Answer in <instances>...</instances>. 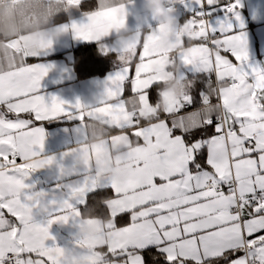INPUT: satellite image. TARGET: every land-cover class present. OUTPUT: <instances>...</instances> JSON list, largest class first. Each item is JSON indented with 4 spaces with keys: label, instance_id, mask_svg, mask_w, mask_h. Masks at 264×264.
<instances>
[{
    "label": "snow or ice",
    "instance_id": "1",
    "mask_svg": "<svg viewBox=\"0 0 264 264\" xmlns=\"http://www.w3.org/2000/svg\"><path fill=\"white\" fill-rule=\"evenodd\" d=\"M68 3L79 6L81 0ZM172 3L188 9L183 29L195 33L182 31L175 59L207 76L195 99V81L181 73L183 96L153 114L165 73L151 65L164 63L162 54L149 52L147 41L138 43L130 57L124 55L127 50L102 43L113 29L112 17L128 15L123 0H97L86 22L62 28H70L77 39L97 42L102 54L119 55L120 69L87 110L79 99L69 104L40 94L52 66L28 60H39L51 41L6 75L0 70V264H68L69 248L56 245L49 229L70 221L78 226L90 194L97 215L107 217L106 232L97 239L107 238L108 264H161V257L165 264H264V70L246 63L240 0ZM216 8L224 17L213 21ZM97 113L113 122L120 138L134 140L141 153L127 183L100 180L91 165L79 162V154L87 151L83 122ZM54 118L80 122L79 147L59 161L42 155L46 133L37 126ZM68 155L73 160L65 166ZM53 164L60 177L76 179L57 184L60 196L49 198L25 180ZM105 189L111 195L97 200ZM75 245L72 249L97 246L77 234Z\"/></svg>",
    "mask_w": 264,
    "mask_h": 264
},
{
    "label": "crops",
    "instance_id": "2",
    "mask_svg": "<svg viewBox=\"0 0 264 264\" xmlns=\"http://www.w3.org/2000/svg\"><path fill=\"white\" fill-rule=\"evenodd\" d=\"M172 0H163L165 2ZM8 2L15 6L21 0H0V4ZM126 4L128 15L125 17L117 13L112 17L113 29L108 37L104 38L102 43L116 50H127L125 56L130 57L138 43L148 42V50L151 53L162 54L164 63L154 62L151 65L153 71L165 73L160 77L159 84H165L160 91L155 111L165 110L169 104L179 97H182L186 85L181 79L180 74L184 73L188 79L195 82L199 77H207L206 74L196 73L187 67H181L175 56L182 50V31L192 34L191 30L183 29V23L187 20L190 12L188 9L178 3L175 8L167 9L162 7L159 12H153L150 9L151 0H123ZM230 3V0H221V4ZM97 7V0H81L79 6H73L67 10L65 17L58 22H53L56 27L63 28L70 26L73 22H86V13ZM60 11V12H62ZM239 15L244 21V29L247 39L248 60L247 65L259 67L264 70V0H240V7L237 9ZM166 16L174 18L178 24L174 28L171 22L164 23ZM224 12L220 8L213 11L211 19L213 21L222 19ZM236 23V31H241ZM126 25V30H125ZM159 26V27H158ZM14 27V25H13ZM64 35L58 40H50L35 34L20 36L21 46L15 48L11 43L7 45L8 52L0 54V70L6 75L16 65L20 64L26 56L38 53L42 45L48 41L52 42L50 49H47L40 56L39 60L29 58V63H42L45 66L51 65L47 75L42 79L40 94L46 99L52 96L59 97L61 100L74 104L79 99L85 109L96 104L103 96L105 82L108 77L113 75L121 67L118 52L112 51V57L116 61L115 67L103 75H96L80 79L73 68V50L83 44H95L97 42H88L75 38L70 30L63 31ZM151 37L150 39H148ZM98 44V43H97ZM193 98L197 95L193 88ZM128 92L126 90L125 95ZM162 110V111H163ZM145 118H148L147 114ZM80 122L65 118H54L45 120L42 123L37 122V126L44 129L46 138L42 155L55 156L59 161L64 153H70L72 149L79 147L77 145L78 135L76 129ZM84 140L83 145L87 151L83 152L84 162L82 166L91 165L94 174L100 179H114L118 183H127L129 177L133 174V163L141 154L134 140L122 139V133L113 127V122L106 120L104 113H97L92 119L83 122ZM112 137H116L112 139ZM73 160L72 155L63 158L65 166H70ZM118 176L122 178H117ZM75 180L76 177H60L59 168L56 164L39 169L32 173L25 183L34 185L35 191H44L49 193V198L54 194L60 196V190L56 188L57 184ZM109 190L110 189H105ZM111 195V191L106 193ZM82 210H80L79 224L87 223L96 225L95 233L88 239L96 243L95 248H74L77 226L73 222L68 224L54 223L49 231L54 238L56 245L69 248L66 253L68 264H108L104 259L106 255L105 244L108 243L106 236L100 239L101 233L106 232L107 218L101 224L100 220L81 219ZM41 219V217H37ZM49 245L53 240L47 242ZM165 264V263H161Z\"/></svg>",
    "mask_w": 264,
    "mask_h": 264
},
{
    "label": "clouds",
    "instance_id": "3",
    "mask_svg": "<svg viewBox=\"0 0 264 264\" xmlns=\"http://www.w3.org/2000/svg\"><path fill=\"white\" fill-rule=\"evenodd\" d=\"M150 9L153 12H159L163 7V0H151ZM73 7L68 3V0H21L20 3L13 6L8 2L0 4V54L8 52L7 45L20 38V36L37 35L44 36L50 40H58L64 32L61 28L56 27L53 23L56 15L62 10H67ZM123 16V13H121ZM164 23L171 22L175 28L178 22L171 16H166ZM14 25V27H13ZM159 27V26H158ZM126 30V25H125ZM161 111L162 106H161ZM84 154H79V162L83 164ZM117 178H122L118 176ZM81 219L100 220L104 223L101 217L84 216L81 214ZM96 225L87 223L78 224L77 235L85 240H88L94 233Z\"/></svg>",
    "mask_w": 264,
    "mask_h": 264
},
{
    "label": "trees",
    "instance_id": "4",
    "mask_svg": "<svg viewBox=\"0 0 264 264\" xmlns=\"http://www.w3.org/2000/svg\"><path fill=\"white\" fill-rule=\"evenodd\" d=\"M65 15L66 12L64 11L59 12V14L55 16L53 22L60 21L63 17H65ZM73 56L74 59L72 61V65L80 79L88 78L96 75H103L110 69L114 68L116 63V61L112 57V54L108 53L107 55H105L101 53L99 49V44L97 43L83 44L78 46L73 50ZM206 78L207 77L205 78L199 77L196 79L197 81L195 82V87H194V92H196V94H198L199 86L203 83V81ZM164 85L165 84L158 85L159 92L162 90ZM104 191L106 192L99 194L97 196V200H99L103 195H108L106 194L107 192L108 193L110 192L109 190H104ZM89 204H90L89 206L81 208L83 215L100 217L97 215L98 213H96L95 205H91L93 204L91 194L89 197ZM101 218L105 219L107 217L104 216ZM160 259H161V263H165L162 257Z\"/></svg>",
    "mask_w": 264,
    "mask_h": 264
},
{
    "label": "built area",
    "instance_id": "5",
    "mask_svg": "<svg viewBox=\"0 0 264 264\" xmlns=\"http://www.w3.org/2000/svg\"><path fill=\"white\" fill-rule=\"evenodd\" d=\"M178 3L174 4L172 3V1H168V2H165L163 4V7L164 8H167V9H171V8H175L177 6ZM192 34H195V33H192Z\"/></svg>",
    "mask_w": 264,
    "mask_h": 264
},
{
    "label": "water",
    "instance_id": "6",
    "mask_svg": "<svg viewBox=\"0 0 264 264\" xmlns=\"http://www.w3.org/2000/svg\"><path fill=\"white\" fill-rule=\"evenodd\" d=\"M11 45H13L15 48H19L21 46V41L20 39H17V40H13L10 42Z\"/></svg>",
    "mask_w": 264,
    "mask_h": 264
}]
</instances>
